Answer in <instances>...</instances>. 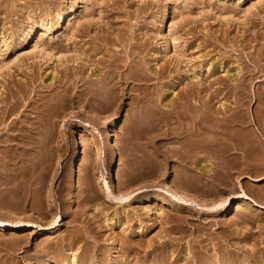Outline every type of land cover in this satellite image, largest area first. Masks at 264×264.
Returning a JSON list of instances; mask_svg holds the SVG:
<instances>
[{
	"label": "rangeland",
	"instance_id": "374dc122",
	"mask_svg": "<svg viewBox=\"0 0 264 264\" xmlns=\"http://www.w3.org/2000/svg\"><path fill=\"white\" fill-rule=\"evenodd\" d=\"M47 27L51 28L44 32ZM263 35L264 0H0V92L8 79L36 80L34 89L59 95L67 84L63 74L86 67L85 77L98 79L111 55L118 54L122 58L118 63L123 64L133 47L138 48L135 60L151 77L141 84H117L111 108L106 103L93 109L69 99L73 104L68 100L62 115L49 124L54 142L46 152V166L42 164L45 178L39 172L14 185L0 182V221L32 224L27 233L0 231V264H48L47 258L50 264H72L74 254L75 263L77 259L85 263L81 261L85 256L90 257L87 264H99L101 253L112 259L109 264H166L160 261L162 256L175 264H264V164L250 158V169H258L255 173L239 175L232 170L235 177L226 180L229 170L204 167L205 162H199L202 154L188 158L193 149L189 145L206 138L183 127L195 128L198 121L192 117L201 112L182 109L185 118L170 113L171 101L180 91L195 87L201 106L208 90L220 89L224 94L211 104L218 110L227 106L233 117L242 111L249 123L245 148L256 144L253 148L264 162V71L258 70L264 68ZM0 149L2 155L6 149ZM105 181L113 186L114 195L131 194L125 206L107 199ZM172 181L185 188L196 204L171 196L176 204L156 200L159 194L175 192ZM50 198L56 199V207H50ZM226 200L227 208L217 207ZM238 203L244 205L242 213L236 211ZM123 207L130 212V221L120 214ZM57 216L61 225H53ZM138 216L142 224L136 222ZM108 217L113 218L109 225ZM49 226L52 230L47 232ZM132 245L137 255L123 249ZM145 250L151 252L146 255Z\"/></svg>",
	"mask_w": 264,
	"mask_h": 264
},
{
	"label": "bare ground",
	"instance_id": "6f19581e",
	"mask_svg": "<svg viewBox=\"0 0 264 264\" xmlns=\"http://www.w3.org/2000/svg\"><path fill=\"white\" fill-rule=\"evenodd\" d=\"M65 17V16H64ZM63 19V17H61V20ZM51 27H47L44 28V32L49 31ZM29 31V30H28ZM35 31V29H33V32ZM104 31V30H103ZM30 32V31H29ZM83 33V32H82ZM104 33V32H103ZM90 34V33H88ZM30 36V35H29ZM88 36V35H87ZM262 36V35H261ZM264 36V35H263ZM28 39V38H27ZM108 40V38H107ZM106 40V41H107ZM110 42V41H109ZM133 42V40H132ZM135 43V42H134ZM145 43L142 44V46ZM108 45V44H106ZM80 46V45H79ZM95 46V45H94ZM139 46V45H138ZM102 47V46H101ZM141 47V46H140ZM139 47V49H140ZM137 48V47H136ZM136 48L133 47V49H131L130 51L127 52V58L125 61H123V64H119L118 61L119 58L118 54L116 55H111V60L108 62V65L104 66L105 68L101 71V73L98 75L100 78L98 79H94L93 76L95 75V73L93 72V76L91 78H87V75L85 77L84 71H86V67H84L85 69L83 70L82 67L80 68H74L72 69L73 72L72 73H68V74H63V76H65L64 78L67 80L65 83L69 84L67 86V84H65L63 86V90L61 91V93L59 95H54L52 96V94H46L47 92L43 91V90H39L37 88L34 89V86L38 83L36 82V80H25L22 82H9L7 79V82L5 84V91H1L0 92V148L4 146V148L6 149L5 152L2 153V155L0 154V167H3L4 172H0V182H3V184L7 183V184H12V183H16L19 180H24L26 179V176L31 177L30 179H32L33 176L36 177V175H38L39 172H41V174H44L43 177L45 176V172H44V168H42V164L43 162L46 161V152L48 154V151L52 149V143L54 142V135L52 134V132H50L49 129V124L52 123L53 120H55L54 118H57L58 115L61 114V111L66 109V104L68 105V103H71V101H76L77 102H86L88 105H90L93 109L98 108V106H100L101 104H108L109 108H111L114 104L115 101L113 99V92L116 90V85H124V84H128V83H140L141 82H149V80L151 79V77H148L147 74H145V72L142 69V66L140 64V62L136 61L135 58H137V52H136ZM142 48V47H141ZM101 49V48H100ZM138 49V48H137ZM94 50L96 51V49L94 48ZM143 50V49H142ZM140 49V51H142ZM145 50V49H144ZM139 51V50H138ZM140 54V52H139ZM138 54V55H139ZM137 56V57H136ZM97 58V57H96ZM89 59V58H88ZM131 59V60H129ZM257 59V58H256ZM264 59V57L262 58ZM90 60V59H89ZM93 60V59H92ZM139 60V59H137ZM252 60V59H251ZM79 61V60H78ZM254 61V60H252ZM263 61V60H261ZM144 62V61H143ZM256 62V61H255ZM259 62V61H258ZM68 63V62H67ZM71 63V62H70ZM94 63V62H92ZM121 63V62H120ZM262 63V62H260ZM81 64V62H80ZM101 64V63H99ZM82 65V64H81ZM94 65V64H92ZM105 65V64H103ZM264 65V64H263ZM76 66V65H75ZM83 66V65H82ZM89 66V65H88ZM78 67V66H77ZM145 67V65L143 66ZM71 68V67H70ZM69 68V69H70ZM256 68V67H255ZM68 69V70H69ZM77 69V70H75ZM145 69V68H144ZM247 69V68H246ZM258 69V68H257ZM83 70V71H82ZM124 70V72H123ZM164 70V69H163ZM209 70V69H208ZM260 72L263 73L264 68L262 66ZM71 71V70H70ZM82 71V72H80ZM128 71V72H127ZM248 71V70H247ZM97 72V71H96ZM160 72V71H159ZM162 72V71H161ZM255 72V70L253 71ZM147 73V72H146ZM163 73V72H162ZM231 73V72H230ZM234 73L237 72L235 71ZM28 74V73H27ZM35 74V73H34ZM160 75V73H158ZM240 74V72H239ZM242 74V73H241ZM240 74V75H241ZM257 74V73H256ZM97 75V74H96ZM95 75V76H96ZM244 75H247L244 74ZM28 76H32V75H28ZM97 76V77H98ZM162 76V74H161ZM212 76V73H211ZM215 76V75H214ZM229 76V75H228ZM243 76V75H241ZM240 76V77H241ZM250 76V74H249ZM230 77V76H229ZM247 77V76H246ZM245 77V78H246ZM37 77H35L36 79ZM243 78V77H242ZM241 78V80H242ZM244 78V80H245ZM29 79V78H28ZM33 79V78H31ZM64 79V80H65ZM90 79V80H89ZM249 79V78H248ZM38 80V79H37ZM61 80V79H60ZM63 80V81H64ZM114 80H117L118 82H116L114 84ZM11 81V80H10ZM158 81V80H157ZM247 81V78H246ZM245 81V82H246ZM5 82V81H4ZM52 82V81H51ZM54 82V81H53ZM212 82V81H211ZM215 82V81H214ZM226 82V81H225ZM243 81L239 80V83H241ZM249 82V81H248ZM60 83V82H59ZM113 83V84H112ZM137 83V84H138ZM216 83V82H215ZM231 83V82H230ZM238 84V82H236ZM3 84V83H2ZM46 84V83H45ZM51 84V83H50ZM199 84V83H198ZM214 84V83H213ZM212 84V85H213ZM244 84V83H243ZM197 85V84H196ZM206 86V84H204ZM211 85V84H210ZM231 85V84H228ZM235 85V84H234ZM245 85V84H244ZM243 85V86H244ZM44 86V85H43ZM49 86V85H48ZM209 86V85H208ZM40 87V86H39ZM55 87V86H54ZM145 87V86H144ZM146 87H148L146 85ZM238 87V86H237ZM42 88V87H41ZM50 88V89H49ZM48 89L51 90V87H49ZM118 88V87H117ZM121 88V87H120ZM149 88V87H148ZM189 88V87H188ZM195 88V87H194ZM194 88L186 91V92H181L177 94V99L175 98V102L171 101L172 99H170V101L172 102V109L170 113H175L176 115H178L180 118H185V113L183 112L184 109L190 110L191 112H201L197 113V115L193 116L192 118L198 121V125L195 128H189V127H183L185 132L190 133L191 135H197L198 137L201 138H206L204 141H199L196 142L194 144L189 145L188 148H193L192 150L188 151L187 154H189L188 158H192V157H196V155H194L195 153L197 155H201L200 157V163L205 162V166L204 167H216V169L218 170H222V171H226L229 170L228 174H226L228 177L226 180H230L231 179V175L233 174L232 172L230 173V171L235 170L237 171V173H239V175H241V173L243 174H248L250 173V171L252 172L253 169H250V167H252V165L249 162L250 158H253L252 160L257 161V163H260L261 165L264 164L262 157L260 156V153L258 152V150L255 151V145H251V147H255L253 148L254 150L252 152L249 151L245 148L246 145V140L247 139L246 135H245V131L248 129L247 128V123H248V119L245 118V116L241 113L242 111H238V114L233 117L234 115L231 116V113L229 115L228 113V109L227 106L223 107L221 110L215 109L213 107V104H211V102L213 101L214 98L218 97L220 93V89H218L217 91H212L209 87L210 90V95H208V97H205L202 99V103L201 106L197 105V99L198 102L201 100H199L198 95L195 93ZM245 88V87H244ZM44 89V87L42 88ZM53 89V87H52ZM55 89V88H54ZM127 89V88H126ZM231 89V88H230ZM240 89V88H239ZM47 90V91H49ZM119 90V88H118ZM124 90V89H122ZM216 90V89H215ZM229 90V89H228ZM246 90V88H245ZM244 90V91H245ZM53 91V90H52ZM51 91V92H52ZM236 91V89H235ZM238 91V90H237ZM243 91V90H242ZM243 91V92H244ZM75 92V93H74ZM148 92V90H147ZM146 92V93H147ZM218 92V93H217ZM240 92V91H239ZM200 93V91L198 92ZM241 93V92H240ZM224 94V93H222ZM242 94V93H241ZM241 94L239 95V97L241 96ZM147 95H149L147 93ZM227 95V94H226ZM244 95V94H243ZM221 96V95H220ZM118 97V95H117ZM146 97V95H145ZM201 97V96H200ZM236 97V96H235ZM222 98V97H221ZM225 98V96H224ZM71 101H70V100ZM217 99V98H216ZM215 99V100H216ZM219 99V98H218ZM70 101L67 103V101ZM103 100H105L103 102ZM181 100L184 102L182 103ZM240 100V99H239ZM163 102V101H162ZM214 102V101H213ZM238 102V101H237ZM243 102V101H242ZM119 103V102H118ZM221 103V102H220ZM241 103V102H240ZM73 104V103H71ZM80 103H78L79 105ZM238 105V103H236ZM87 105V106H88ZM165 105V104H164ZM235 105V104H234ZM243 105V104H241ZM117 107V106H116ZM114 107V108H116ZM69 108V107H68ZM232 108V106L230 107ZM229 108V109H230ZM236 108V107H235ZM234 108V109H235ZM183 109V111H182ZM243 109V108H242ZM236 110V109H235ZM170 111V110H169ZM181 111V112H180ZM167 112V111H166ZM60 113V114H59ZM169 113V112H167ZM166 113V114H167ZM233 113V112H232ZM187 114V112H186ZM190 114V113H189ZM187 114V115H189ZM62 115V114H61ZM165 115V113H164ZM177 116V117H178ZM190 116V115H189ZM187 116V117H189ZM171 117V116H170ZM191 117V116H190ZM168 118V117H167ZM170 119V118H168ZM182 120V119H181ZM250 121V120H249ZM168 123V121H167ZM182 123V122H181ZM252 123V122H251ZM184 124V123H183ZM195 124V123H193ZM249 124V123H248ZM250 126V125H249ZM252 127V126H251ZM181 129H179L180 131ZM186 133V134H187ZM197 133V134H196ZM252 134V133H251ZM254 134V133H253ZM262 134H264V132H262ZM211 135V136H208ZM250 135V134H248ZM257 135V133H256ZM255 136V135H254ZM260 136V135H259ZM252 138V137H251ZM256 138V136H255ZM259 138V137H257ZM261 138V137H260ZM248 140V139H247ZM254 140V139H253ZM252 140V141H253ZM259 140V139H258ZM188 141V140H186ZM195 142V141H194ZM263 142V141H262ZM184 143V142H183ZM252 143V142H251ZM246 144V145H245ZM261 144V143H260ZM263 145V144H262ZM184 148V146H183ZM187 148V149H188ZM260 148V147H259ZM1 150V149H0ZM264 150V149H263ZM50 152V151H49ZM185 152V151H184ZM199 153V154H198ZM264 153V152H263ZM52 154V153H50ZM172 154V153H171ZM182 157L184 155V153H181ZM48 156V155H47ZM53 156V155H52ZM51 156V157H52ZM50 157H48V161ZM54 158V156L52 157V159ZM141 159V158H140ZM139 159V160H140ZM179 159V157H178ZM187 159V158H186ZM45 160V161H44ZM54 160V159H53ZM47 161V162H48ZM52 161V160H51ZM148 161V160H147ZM193 162V161H192ZM148 163V162H147ZM253 163V162H252ZM46 164V163H44ZM43 166H46L44 165ZM49 164V163H47ZM254 164V163H253ZM259 164V165H260ZM201 165V164H200ZM12 166V168H14L16 166V168L14 170H11L12 168H10ZM14 166V167H13ZM53 166V165H52ZM116 166L117 164L115 163L113 165V173L112 175L114 176L112 178V180H116L117 177V172L116 171ZM48 167V165H47ZM194 167V166H193ZM203 167V166H202ZM139 168V167H138ZM205 168V169H206ZM43 169V171H42ZM215 169V168H214ZM213 169V170H214ZM216 169L214 170V172H216ZM3 170V169H2ZM51 170V169H50ZM212 170V171H213ZM218 170V172H220ZM258 170V169H257ZM256 170V171H257ZM264 170V169H263ZM49 171V170H47ZM209 171L211 172V170L209 169ZM208 171V172H209ZM256 171H253L251 174L255 173ZM217 173V172H216ZM222 173V172H221ZM230 173V174H229ZM236 173V172H235ZM262 173V170H261ZM211 174V173H210ZM40 175V173H39ZM48 175V173H47ZM202 175V174H201ZM205 175V174H204ZM204 175H202V177L204 178ZM209 175V173L207 174ZM215 175V174H214ZM225 175V173H224ZM229 175V176H228ZM50 176V175H48ZM116 176V177H115ZM210 176V175H209ZM213 176V175H212ZM234 176V174H233ZM236 176H238V174H236ZM28 177V178H29ZM34 177V178H35ZM38 177V176H37ZM230 177V178H229ZM235 177V176H234ZM33 178V179H34ZM41 178V177H40ZM45 178V177H44ZM47 178V177H46ZM207 178V177H206ZM211 179V176L208 177ZM220 178V177H219ZM223 178V177H221ZM48 179V178H47ZM190 179V178H189ZM225 179V178H224ZM28 180V179H27ZM188 180V179H187ZM192 180V178H191ZM213 180V178H212ZM215 180V179H214ZM223 180V179H222ZM234 180V179H233ZM33 181V180H31ZM49 181V179L47 180ZM217 181V180H216ZM225 181V180H224ZM24 182V181H23ZM22 182V183H23ZM40 183V181H38ZM42 182V180H41ZM46 182V181H45ZM209 182V181H208ZM215 182V181H214ZM218 182V181H217ZM19 183V182H18ZM30 185V182H28ZM27 183V185H28ZM47 183V182H46ZM45 183V184H46ZM219 183V182H218ZM4 184V185H5ZM43 184V183H42ZM104 188L108 191L104 192L105 194L107 193V199L109 200H115L116 202L120 203L121 205L130 198L131 194L128 195H123L122 193H118L114 195L113 192V186H111V184H109L108 182H104ZM217 184V183H216ZM4 185H2L4 187ZM14 185V184H12ZM11 185V186H12ZM23 185V184H22ZM21 185V186H22ZM37 185V184H36ZM48 185V184H47ZM215 185V184H214ZM32 186V185H31ZM35 186V185H34ZM40 186V185H39ZM115 186V185H114ZM216 186V185H215ZM219 186V185H218ZM10 187V186H9ZM29 187V186H27ZM26 187V188H27ZM42 187V186H40ZM38 187V188H40ZM48 187V186H47ZM148 187V186H147ZM190 187V186H189ZM192 187V185H191ZM24 188V186L22 187ZM43 188V187H42ZM45 188V187H44ZM43 188V190H44ZM145 188V187H144ZM171 188L175 191L174 193H171V195H169L170 193L168 192L167 195H161L159 194V196L157 197L156 200H159L161 203H163L164 205H171V204H176L171 198H175L178 199V201H182L184 203H195L194 200H192L187 191L185 190V188H183L182 186H180L179 184L175 183V182H171ZM194 188V187H193ZM2 189V188H0ZM4 189V188H3ZM116 190V188H114ZM9 190V189H8ZM24 190V189H22ZM21 190V191H22ZM33 190V189H32ZM39 191L42 190L41 188L38 189ZM190 190H192L190 188ZM195 190V189H193ZM2 191V190H1ZM6 191V190H5ZM4 191V192H5ZM13 191V190H11ZM25 191V190H24ZM30 191V190H29ZM28 191V193H30ZM46 191V190H45ZM117 191V190H116ZM115 191V192H116ZM32 192V191H31ZM42 193V191H40ZM44 192V191H43ZM173 192V191H172ZM9 193V192H8ZM22 193H24L22 191ZM39 193V192H38ZM101 193V192H100ZM206 193V192H205ZM18 194V193H17ZM45 194V193H44ZM53 194V193H52ZM42 195V194H41ZM47 195V194H46ZM12 196V193H11ZM16 196V195H15ZM37 196V194H36ZM52 196V195H50ZM55 196V194H54ZM146 196V195H145ZM144 196V197H145ZM243 196H246V198L250 199V195L246 194L245 192H243ZM24 197V196H23ZM28 197V196H27ZM53 197V196H52ZM148 197V196H147ZM16 198V197H14ZM19 198V197H18ZM22 198V197H21ZM83 198V197H82ZM151 198V197H150ZM255 198V197H254ZM8 199V198H7ZM28 199V198H27ZM37 200V199H36ZM50 207H56L57 203H56V199H51L50 198ZM18 202V201H17ZM20 203V202H19ZM44 204V202H42ZM249 203V202H248ZM25 205V204H24ZM40 205V204H39ZM126 204H123L122 206H125ZM199 206V204H197ZM222 205L224 208L228 207L229 205V201L226 200L224 202H222L221 204L217 205L220 206ZM85 206V205H84ZM173 206V205H172ZM244 206V205H243ZM242 206V203H238V205L236 206V211L239 213H242L244 209V207ZM213 207V206H212ZM217 207H213V208H217ZM39 208V207H38ZM41 208V207H40ZM80 208H82L80 206ZM230 209V207H229ZM42 210V209H41ZM38 211V210H37ZM123 212L120 211L121 215H125L128 217L127 221H130L129 216H130V212L127 209H124L123 207ZM225 212V209H224ZM156 213V212H155ZM67 214V213H66ZM77 214V213H75ZM80 213H78L79 215ZM116 214V212H115ZM120 214H116L119 218H120ZM139 215V214H138ZM82 216V215H81ZM242 216V215H241ZM239 216V217H241ZM74 217V216H73ZM77 217V216H76ZM124 216H122V218H120L121 220ZM126 217V218H127ZM139 217V216H138ZM79 219V218H78ZM83 219V218H82ZM81 219V220H82ZM116 220V219H115ZM72 221V219H71ZM140 222L141 223V217H139V219H137L136 222ZM42 222V221H41ZM60 222V223H59ZM62 220H61V216H57L56 219L53 222V225L58 224L61 225L62 224ZM75 222V221H74ZM105 222L109 225L110 223H113V218L108 217ZM122 222V221H121ZM124 222V221H123ZM39 223V222H38ZM139 223V224H140ZM142 224V223H141ZM158 224V223H157ZM178 225V224H177ZM234 225V224H233ZM31 222L29 221H17L15 223H11L9 221H0V231H13V232H29V230L31 229ZM179 227H181V225H178ZM52 226H49L47 228V232H49ZM170 228V227H168ZM122 229V227H121ZM171 230V229H170ZM126 232V230H125ZM46 233V232H45ZM127 233V232H126ZM142 233V232H141ZM98 234V233H97ZM122 234V233H121ZM143 234V233H142ZM169 234V232H168ZM80 235V234H79ZM129 235V234H128ZM171 235V234H169ZM123 236V235H122ZM95 237H97L95 235ZM129 237V236H128ZM127 237V238H128ZM163 237V236H162ZM168 237V236H167ZM85 238V237H84ZM142 238V237H141ZM140 237L138 238V240L141 239ZM72 239V238H71ZM94 239V238H93ZM129 239V238H128ZM137 239V238H135ZM65 240V239H64ZM74 240V239H73ZM67 241V240H66ZM81 241V240H80ZM84 241V240H83ZM65 242V241H64ZM82 242V241H81ZM145 242V240L143 241ZM161 242V241H160ZM49 243V242H47ZM75 243V242H74ZM139 243V242H138ZM170 243V242H169ZM53 244V243H51ZM66 244V243H64ZM69 244V243H67ZM66 244V245H67ZM78 244V243H76ZM144 244V243H143ZM143 244H140L143 246ZM163 244V243H160ZM167 244V241L166 243ZM172 244V243H171ZM65 245V246H66ZM145 246H148L146 244H144ZM169 245V244H168ZM52 246V245H51ZM69 246V245H68ZM71 246V243H70ZM135 245L132 246H126L123 249H125L126 251H134L133 253H139L137 252L138 249L133 248ZM172 246V245H171ZM45 247V246H44ZM47 247V245H46ZM49 247V246H48ZM53 247H57V246H53ZM67 247V246H66ZM136 247V246H135ZM138 247V246H137ZM151 247V246H150ZM170 247V246H169ZM52 248V247H51ZM64 248V247H62ZM165 248V247H164ZM84 249V247H83ZM142 249V248H141ZM146 249V248H145ZM170 249V248H169ZM179 249V247H178ZM44 250V248L42 249ZM49 250V249H48ZM55 250V249H53ZM58 250V249H57ZM62 250V249H61ZM140 250V249H139ZM159 250V249H158ZM171 250V249H170ZM47 251V250H46ZM45 251V252H46ZM64 251V250H63ZM85 251V250H84ZM146 251V255L149 254L151 251L150 250H145ZM253 251V250H252ZM56 252V250L54 251ZM158 252V251H156ZM155 252V253H156ZM175 252V251H174ZM177 252V251H176ZM254 252V251H253ZM64 253V252H63ZM89 254V252H86ZM131 253V252H130ZM153 253V252H152ZM167 253V252H166ZM165 253V254H166ZM48 254V253H47ZM52 254V253H51ZM58 254H60L58 252ZM57 254V255H58ZM87 254V255H88ZM98 254V253H97ZM128 254V253H127ZM169 254V252H168ZM179 254V253H178ZM188 254V253H187ZM42 255V254H41ZM46 255V254H44ZM49 255V254H48ZM63 254L61 253V256ZM80 255V254H79ZM78 255V256H79ZM102 256L99 257L101 259H99V264H109L112 259L108 258V255L101 253L100 254ZM99 255V256H100ZM137 255V254H135ZM134 255V258L136 259V256ZM140 254H138L139 256ZM164 255V254H162ZM170 255V254H169ZM181 255V254H180ZM51 256V255H50ZM82 256V255H81ZM84 256V255H83ZM90 256V255H89ZM133 256V254H132ZM131 256V257H132ZM137 256V258H138ZM197 257V255H195ZM39 257V256H37ZM36 257V258H37ZM53 257V256H52ZM57 257V256H56ZM60 257V256H58ZM85 257V256H84ZM81 258V261L85 262L82 264H87L90 260L88 258ZM128 257H130L128 255ZM159 257V256H158ZM171 257V255L169 256ZM194 257V256H193ZM204 257V256H203ZM40 258V257H39ZM72 264H79L78 263V259L76 260L75 263V259L76 255H72ZM80 258V256H79ZM92 258V257H91ZM98 258V257H95ZM184 258V257H183ZM198 258V257H197ZM205 258V257H204ZM223 258V257H222ZM45 259V258H44ZM55 259V257H54ZM59 259V258H58ZM142 259V258H141ZM139 259V260H141ZM151 259V258H150ZM149 258H147V260L150 261ZM155 259V258H154ZM159 259V258H158ZM189 259V258H187ZM195 259V258H194ZM43 260V259H42ZM67 260V259H65ZM64 260V261H65ZM95 260V259H94ZM129 260V259H128ZM146 260V258H145ZM153 260V258H152ZM170 260V259H169ZM168 258L166 256H162L160 258V261L162 263H166V264H175V262L169 261ZM178 261V259H176ZM186 260V259H185ZM204 260V259H203ZM48 263L50 264V259L47 258L46 260ZM53 261V260H52ZM68 261V260H67ZM130 261V260H129ZM135 261V260H134ZM194 261V260H193ZM197 261V259H196ZM195 261V262H196ZM80 262V261H79ZM92 262V261H91ZM96 262V261H95ZM133 262V261H131ZM151 262V261H150ZM159 262V261H157ZM183 262V261H182ZM252 262V261H251ZM60 263V262H59ZM63 263V261H62ZM93 263V262H92ZM147 263V262H146ZM191 263V262H190ZM198 263V262H197ZM42 264V263H41ZM67 264V263H66ZM81 264V263H80ZM96 264V263H95ZM136 264V263H135ZM142 264V263H141ZM159 264V263H158ZM161 264V263H160ZM176 264H178V262H176ZM181 264V262H180Z\"/></svg>",
	"mask_w": 264,
	"mask_h": 264
}]
</instances>
